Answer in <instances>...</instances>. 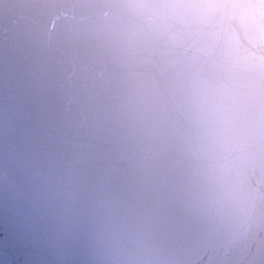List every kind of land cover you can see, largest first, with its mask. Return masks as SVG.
Instances as JSON below:
<instances>
[{
	"label": "clouds",
	"instance_id": "1",
	"mask_svg": "<svg viewBox=\"0 0 264 264\" xmlns=\"http://www.w3.org/2000/svg\"><path fill=\"white\" fill-rule=\"evenodd\" d=\"M20 2L0 9V23ZM23 2L30 51L54 50L83 81L103 74L146 115L178 118L195 149L165 207L102 249V264H264V108L243 122L230 114L249 52L264 98V0Z\"/></svg>",
	"mask_w": 264,
	"mask_h": 264
},
{
	"label": "water",
	"instance_id": "2",
	"mask_svg": "<svg viewBox=\"0 0 264 264\" xmlns=\"http://www.w3.org/2000/svg\"><path fill=\"white\" fill-rule=\"evenodd\" d=\"M14 3L0 0V9ZM32 18L21 0L0 23V178L6 157L29 178L0 183V264H102V249L135 238L165 207L177 175L194 168L195 149L178 118L146 115L103 74L83 81L54 50L30 51L25 28ZM254 56L249 52L232 76L230 114L241 122L258 104L264 108ZM82 147L86 175L74 184L63 158ZM28 204L37 217L23 207ZM43 214L54 222H29ZM25 236L31 240L26 252Z\"/></svg>",
	"mask_w": 264,
	"mask_h": 264
},
{
	"label": "bare ground",
	"instance_id": "3",
	"mask_svg": "<svg viewBox=\"0 0 264 264\" xmlns=\"http://www.w3.org/2000/svg\"><path fill=\"white\" fill-rule=\"evenodd\" d=\"M5 179H0V182H4ZM0 195H2V187L0 186Z\"/></svg>",
	"mask_w": 264,
	"mask_h": 264
}]
</instances>
